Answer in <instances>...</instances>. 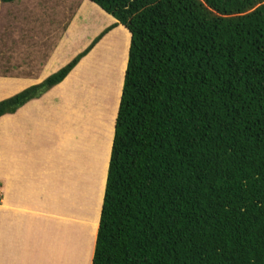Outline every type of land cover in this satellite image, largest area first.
Masks as SVG:
<instances>
[{
    "label": "trees",
    "instance_id": "trees-1",
    "mask_svg": "<svg viewBox=\"0 0 264 264\" xmlns=\"http://www.w3.org/2000/svg\"><path fill=\"white\" fill-rule=\"evenodd\" d=\"M89 1L115 22L0 117L129 31L90 264H264V0Z\"/></svg>",
    "mask_w": 264,
    "mask_h": 264
},
{
    "label": "crops",
    "instance_id": "crops-1",
    "mask_svg": "<svg viewBox=\"0 0 264 264\" xmlns=\"http://www.w3.org/2000/svg\"><path fill=\"white\" fill-rule=\"evenodd\" d=\"M62 12L65 24L56 26L61 34L57 31L48 49L41 47L40 39L27 44L22 37V53L7 61L0 74V100L43 80L85 49L105 24L115 22L89 0L67 4ZM51 22L48 29L55 27ZM100 42L57 84L0 117V264H55L54 260L60 264L61 240L73 242V229L88 225L76 209L84 189L90 187L92 137L100 131L95 125L91 129L87 120L94 90L90 86L97 85L92 57ZM87 73H93V80L87 79ZM118 100L110 121L102 120L109 130L105 170ZM93 119L98 122L99 116ZM102 192L103 188L101 199ZM96 228L97 223L90 260Z\"/></svg>",
    "mask_w": 264,
    "mask_h": 264
},
{
    "label": "rangeland",
    "instance_id": "rangeland-1",
    "mask_svg": "<svg viewBox=\"0 0 264 264\" xmlns=\"http://www.w3.org/2000/svg\"><path fill=\"white\" fill-rule=\"evenodd\" d=\"M63 1H65V4ZM75 1L78 2V0H14L6 3L0 1V74L3 73L7 61L13 56H20L22 53L20 51L22 46L19 43L22 37L28 40L26 41L27 44H37L40 39L41 47L48 49L57 31L59 32L56 26L59 27V24L61 26L65 24V15H63L62 9L64 10L67 4H72ZM89 13L90 16H94L91 11ZM50 19L54 22L55 27L48 29V26H51ZM109 25L111 24L107 23L103 28ZM30 26L31 28L28 30ZM123 26V24H118L112 27L100 39L101 42L96 47L97 52L92 57L93 65L97 69V71L94 70L97 73V80H95L97 85L90 86L94 90H92L90 96L92 106L89 113H87V120L91 124V129H94L93 125H95L97 128H100V131L92 137L93 150L90 161V187L88 185L84 189V193L81 194L76 209L78 214L80 213L84 216L85 222L88 225L82 227V229L79 226L75 231L73 229V232L70 234L71 238H74L73 242L69 241L66 244V240H61L63 242H61L60 248V264H89L90 243L93 239L95 225L98 223L97 216L101 191L106 176L105 156L109 133L108 124L106 123L112 117L120 94L119 86L122 82L125 58L129 49L127 46L130 33ZM98 33L94 34L91 40ZM74 39L78 38L75 36ZM93 65L91 62V67ZM82 68L81 66L77 73ZM87 79L89 81L93 80V73L88 74ZM91 115L92 119L94 115H98V122H94V119L92 121ZM102 120H106V123ZM89 224L92 225V229ZM54 263L57 264V261L54 260Z\"/></svg>",
    "mask_w": 264,
    "mask_h": 264
}]
</instances>
